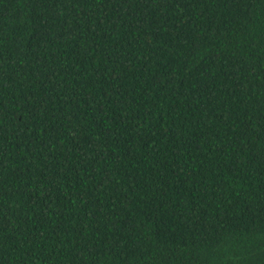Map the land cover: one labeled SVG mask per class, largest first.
<instances>
[{"label":"trees","instance_id":"16d2710c","mask_svg":"<svg viewBox=\"0 0 264 264\" xmlns=\"http://www.w3.org/2000/svg\"><path fill=\"white\" fill-rule=\"evenodd\" d=\"M0 264H264V0H0Z\"/></svg>","mask_w":264,"mask_h":264}]
</instances>
